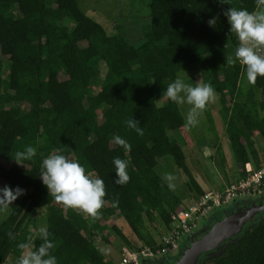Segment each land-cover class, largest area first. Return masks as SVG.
I'll list each match as a JSON object with an SVG mask.
<instances>
[{
	"label": "trees",
	"instance_id": "trees-1",
	"mask_svg": "<svg viewBox=\"0 0 264 264\" xmlns=\"http://www.w3.org/2000/svg\"><path fill=\"white\" fill-rule=\"evenodd\" d=\"M229 2L149 0L145 40L135 46L120 34H107L77 0H0V188L26 190L0 222V264L9 256L16 264L18 245L29 237L34 247L42 243L35 233L39 208H45L57 264H113L96 243L98 238L109 243L103 222L108 213L122 216L137 240L154 245L146 221L159 219L168 227L172 212L183 206L155 170L161 157L170 156L188 187L203 193L181 145L170 137L184 119L163 92L182 68H197L201 82L215 89L234 162L259 166L254 136L264 138V77L246 89L240 85L246 68L226 63L238 40L224 15L231 6L251 12L257 5L256 0ZM213 18L217 23L210 27ZM4 58L9 61L5 73ZM205 111L217 137L208 106ZM130 119L140 121L143 136L126 125ZM117 135L130 150L115 142ZM27 146L36 156L20 165L14 155ZM58 149L75 152L74 160L104 181L107 195L99 220L49 195L39 176L41 164L60 154ZM117 157L128 163L125 185L116 183ZM111 229L124 245L132 244L116 225ZM202 264H264V216Z\"/></svg>",
	"mask_w": 264,
	"mask_h": 264
},
{
	"label": "clouds",
	"instance_id": "clouds-1",
	"mask_svg": "<svg viewBox=\"0 0 264 264\" xmlns=\"http://www.w3.org/2000/svg\"><path fill=\"white\" fill-rule=\"evenodd\" d=\"M220 3L230 4L229 0H220ZM257 9L248 11L231 6L224 12L230 24V33L238 40L234 56H226V63L232 65L239 62L246 68V76L249 83L255 85L258 77H264V0H256ZM217 19L208 21L210 27H214ZM228 46V43L226 47ZM163 95L177 105L190 106L186 117V127H194L198 124L199 115L207 106L216 101V91L210 83H202L201 79L195 86L185 83L178 75L174 82L167 86ZM126 125L134 129L138 135L143 136L144 130L140 121L130 119ZM115 142L126 151L131 145L119 135L114 137ZM36 156V149L27 146L23 151H17L14 160L24 165L23 161H30ZM116 168V183L125 185L130 181L127 168L128 163L119 157L113 161ZM43 184L47 187L49 195L66 208H70L91 217L93 221L102 217V209L105 205L106 186L102 179L93 178L86 172L84 166L69 157L53 153L43 159L41 173ZM170 189L175 188L173 181L176 179L171 173L165 175ZM26 194V190L10 186L0 188V212L7 211L9 205L18 197ZM39 210V209H38ZM11 237L12 234L9 233ZM49 232L45 227L39 229V239L42 243L34 247L32 238L27 243H21L18 248L21 255L16 264H57V258L51 254L55 244L49 239ZM14 238V237H13Z\"/></svg>",
	"mask_w": 264,
	"mask_h": 264
},
{
	"label": "rangeland",
	"instance_id": "rangeland-1",
	"mask_svg": "<svg viewBox=\"0 0 264 264\" xmlns=\"http://www.w3.org/2000/svg\"><path fill=\"white\" fill-rule=\"evenodd\" d=\"M81 10L86 13L88 16L99 22L105 29L107 34H120L128 42L132 43L135 46H138L145 40V33L150 21V9H149V0H77ZM9 61L7 58H4V70L5 73ZM66 72L63 70L59 73L61 78L65 77ZM185 83L191 84L193 86L201 79L198 69H190L188 67L182 68L177 73ZM103 75V73H102ZM240 85L243 89H246L250 84L247 80V76L244 75L240 79ZM99 87L98 84L95 85L94 90H97ZM216 101L209 104L216 117H221L220 103L218 101V95H216ZM259 97V94H258ZM159 104L162 103V100L158 101ZM179 110L183 116L184 124L180 128V131L176 133V136L180 139V144L186 156V162L199 183V185L206 184L203 180L206 179V146H209L212 153L217 152V145L220 144L218 136H215V133L212 132L209 123L206 119V111L204 110L198 117V124L194 127H186V117L189 111L190 106L187 104L178 105ZM101 113V112H100ZM211 114V111H210ZM212 116V114H211ZM222 119V118H221ZM223 126V121H222ZM222 140L221 144L226 142L225 131L222 133V136L219 137ZM225 140V142H224ZM43 141L42 138H39V144ZM110 151L112 152L113 146H110ZM58 152L62 155L69 157L70 159L76 158V153L73 151L64 152L61 149H58ZM216 156V155H215ZM264 161V157H263ZM4 165L10 166L9 162L3 161ZM215 165H219V161H215ZM158 175L166 182L164 179L165 175L171 173L176 179L173 181L175 188L172 189L179 197L182 199V207H185L188 204H192L200 194L195 193L187 185V178L185 174L174 164L170 156H164L158 159V164L155 167ZM2 181H0V187L2 186ZM243 200V199H241ZM264 204V199L261 200ZM234 202L227 203L226 205H221L210 210L206 216L201 218L198 223V229L193 232L190 237H187L183 240L181 245L185 244V247L182 246L175 253H169L163 255L157 259L151 260L148 264H173L177 259L180 258V253L186 249V246L189 244L191 238H197L202 236L206 231L209 230L213 222H208V218L211 216L222 218L227 213L228 210L233 208L235 210L237 207H234ZM232 206V207H231ZM37 224L35 227V233L39 235V229L45 227V208H39L37 210ZM10 212V206L7 211L0 212V222L7 217ZM264 216V210L256 212L250 219H248L241 228V232L227 242L232 241L233 239L240 236L242 231L249 227L251 224L255 223L258 218ZM106 227V231L110 233L109 243L104 242L102 239H96L97 246L99 250L105 255L106 259L115 264L118 258L119 248L124 245L121 240L116 235L115 231L111 229L112 225H116L131 241V247H141L144 246L142 241H139L135 238L132 232L129 229V226L125 219L117 215L116 212L108 213L107 217L103 221ZM146 227L149 233L152 235L155 240V244L162 240V237L167 234V226L164 225L159 219H156L153 222L146 221ZM197 232V236L194 233ZM224 243L217 250L209 251L202 254L196 261V264H202L203 262L209 263L212 261L213 257L221 252V249L225 246ZM14 257L9 256L4 264H13Z\"/></svg>",
	"mask_w": 264,
	"mask_h": 264
},
{
	"label": "built area",
	"instance_id": "built-area-1",
	"mask_svg": "<svg viewBox=\"0 0 264 264\" xmlns=\"http://www.w3.org/2000/svg\"><path fill=\"white\" fill-rule=\"evenodd\" d=\"M244 172L225 188L205 191L192 204L172 212L167 234L160 242L138 248L122 245L115 264H148L163 255L175 253L183 240L198 229L199 220L210 210L236 199L252 200L264 195V163L258 167L244 164Z\"/></svg>",
	"mask_w": 264,
	"mask_h": 264
},
{
	"label": "crops",
	"instance_id": "crops-1",
	"mask_svg": "<svg viewBox=\"0 0 264 264\" xmlns=\"http://www.w3.org/2000/svg\"><path fill=\"white\" fill-rule=\"evenodd\" d=\"M208 108L211 111L212 118L214 121L215 132L218 136V140H219L220 144H218L216 146L217 152L215 154L210 151L209 146H206V150H205L206 151V154H205L206 155V173H205L206 179L203 180V182H205L206 184L201 185L203 192L208 191V190H218V189L225 188V186L229 182L240 177L239 174L242 172V170H244V165H242L241 163H235L234 162V159L232 156V150H231L230 145L227 141V138L225 139L226 142L224 140L225 143L221 144L222 140L219 139V137H221L222 133H224V131H225L224 122H223V126H222V121H223L221 119L222 117H216V115H215V113H214V111L210 105H208ZM179 131H180V128L173 130L172 132H170V137L175 138L180 144L181 143L180 139L176 136V133H178ZM254 139H255V147H256V150H257L258 156H259V162H260L259 165H261L264 163V161H263L264 138H261V137L255 135ZM216 160L219 161V165H215ZM244 164H249L250 166L255 167V166H253V164L250 161L245 162ZM263 199H264V195L257 197V198H254V199L249 200V201L236 199V200H233L230 202H234V204H236V205H234V207H239L242 205H250L251 203H258ZM262 210H264V209H262ZM231 211H233V208L229 209L228 213ZM217 219H219V217L211 216L210 218H208V222L212 221L214 223ZM45 228H46V226H45Z\"/></svg>",
	"mask_w": 264,
	"mask_h": 264
},
{
	"label": "water",
	"instance_id": "water-1",
	"mask_svg": "<svg viewBox=\"0 0 264 264\" xmlns=\"http://www.w3.org/2000/svg\"><path fill=\"white\" fill-rule=\"evenodd\" d=\"M262 209H264L262 202L251 203L239 206L224 217L217 219L202 236L189 240L186 249L173 264H196L202 254L217 250L230 238L239 234L242 225Z\"/></svg>",
	"mask_w": 264,
	"mask_h": 264
},
{
	"label": "flooded vegetation",
	"instance_id": "flooded-vegetation-1",
	"mask_svg": "<svg viewBox=\"0 0 264 264\" xmlns=\"http://www.w3.org/2000/svg\"><path fill=\"white\" fill-rule=\"evenodd\" d=\"M195 234V236H197L198 234H197V232L196 233H194ZM198 237V236H197ZM182 246H184L185 247V244H183V245H180V247L179 248H181ZM182 253V252H181ZM180 253V254H181Z\"/></svg>",
	"mask_w": 264,
	"mask_h": 264
}]
</instances>
